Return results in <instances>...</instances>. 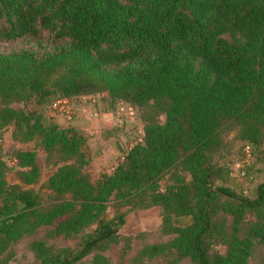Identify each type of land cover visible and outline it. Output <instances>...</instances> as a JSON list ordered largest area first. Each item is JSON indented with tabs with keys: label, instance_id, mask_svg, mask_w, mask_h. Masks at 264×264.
<instances>
[{
	"label": "trees",
	"instance_id": "obj_1",
	"mask_svg": "<svg viewBox=\"0 0 264 264\" xmlns=\"http://www.w3.org/2000/svg\"><path fill=\"white\" fill-rule=\"evenodd\" d=\"M18 40L30 47L0 53V123L33 132V119L60 164L44 206L0 172V264L11 259V244L62 216L53 232L78 239L59 249L30 241L39 264H75L89 254L90 264H111L102 252L128 245L118 234L125 215L152 206L172 237L143 245L134 261L247 264L254 243L264 245V182L248 197L221 153L230 154L223 137L231 133L234 163L252 153L264 162V0H0V41ZM99 92L139 108L142 129L93 182L80 172L87 158L78 132L8 106L23 96L42 102ZM15 157L26 169L19 178L32 183L34 154Z\"/></svg>",
	"mask_w": 264,
	"mask_h": 264
},
{
	"label": "rangeland",
	"instance_id": "obj_2",
	"mask_svg": "<svg viewBox=\"0 0 264 264\" xmlns=\"http://www.w3.org/2000/svg\"><path fill=\"white\" fill-rule=\"evenodd\" d=\"M30 44L31 41L28 40L0 41V53L28 48ZM42 46L40 47L42 48ZM106 98L104 92L65 98L71 111L70 119L59 114L56 117L48 115L49 102L60 99L57 96L47 97L42 102H37L36 98L31 95L23 96L20 99L11 100L8 106L23 113H31L33 117L41 119L44 125L70 128L78 132L82 137V153L87 158V163L82 165L80 172L90 182H93L100 173H109L114 168L128 148L139 140L137 136L142 129L139 108L130 107L132 114H128L125 107L123 110L119 109L120 106H127L125 104L128 103L121 101L110 103ZM159 120L161 123L163 122V115L159 116ZM27 124L33 132H30L22 123L18 124L12 121L6 124L0 123V172L6 183L19 184L24 189H30L37 196L39 204L44 206L51 201L47 179L60 163L56 161L54 151L48 153L44 150L41 137L32 127L33 119ZM223 141L228 143L226 146L230 150V154L227 152L221 154L224 161L230 162L228 167L231 178L241 182L244 194L252 197L254 187L264 182V162L257 159L255 153H252L243 163H234L231 151L239 144L233 141L231 133L225 135ZM18 151H31L34 154L37 175L32 183H24L18 176V171L25 169L17 164L15 154ZM224 161L221 159V162ZM167 182V176L163 177L159 181V187L162 188ZM159 212L160 209L157 206L128 212L124 217L123 224L118 229L121 238L129 237L128 245H124L122 241L111 243L102 252V255L111 264H167L160 257L133 260L143 245L165 242L172 237L170 234L161 232ZM112 214L113 209L108 205L104 217L110 218ZM63 218L65 216L58 218L52 225L35 229L32 233L22 236L11 244L9 247L11 259L6 264H39L33 251L28 247L32 240H41L52 249L73 246L77 237H65L53 232L55 225ZM245 218L252 220V216L249 214H246ZM216 249L220 252L223 251L222 246H217ZM91 258L92 255L89 254L82 258L80 263L75 264H90ZM246 263L264 264V245L254 243ZM176 264L191 263L185 257L177 261Z\"/></svg>",
	"mask_w": 264,
	"mask_h": 264
},
{
	"label": "built area",
	"instance_id": "obj_3",
	"mask_svg": "<svg viewBox=\"0 0 264 264\" xmlns=\"http://www.w3.org/2000/svg\"><path fill=\"white\" fill-rule=\"evenodd\" d=\"M123 107H125L128 114H132V109L129 106H120L119 109L123 110ZM63 115L67 119L71 118V111L69 108L68 101L65 99H58L54 100L50 103L48 107V115L50 117H56L57 115ZM245 153L247 154V150L245 149Z\"/></svg>",
	"mask_w": 264,
	"mask_h": 264
}]
</instances>
